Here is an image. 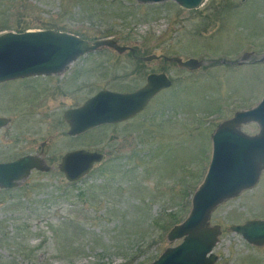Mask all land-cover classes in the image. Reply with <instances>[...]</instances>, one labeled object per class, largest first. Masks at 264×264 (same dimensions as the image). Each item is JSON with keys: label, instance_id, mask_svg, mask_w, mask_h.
I'll list each match as a JSON object with an SVG mask.
<instances>
[{"label": "rangeland", "instance_id": "rangeland-1", "mask_svg": "<svg viewBox=\"0 0 264 264\" xmlns=\"http://www.w3.org/2000/svg\"><path fill=\"white\" fill-rule=\"evenodd\" d=\"M41 30L112 39L129 50L100 48L62 73L0 84V117L9 120L0 129V162L39 156L46 143L41 157L51 167L0 190V264H151L182 242L168 233L192 209L212 159L211 136L264 98V0H204L196 10L175 1L0 0V36ZM150 56L163 58L143 60ZM175 57L202 66L189 71L166 60ZM160 73L172 86L135 118L68 134L69 109L102 90H139ZM241 130L254 136L259 126ZM74 150L104 160L69 183L59 164ZM259 219L264 171L211 214L210 226L221 230L216 264H264V246L231 230Z\"/></svg>", "mask_w": 264, "mask_h": 264}, {"label": "water", "instance_id": "water-1", "mask_svg": "<svg viewBox=\"0 0 264 264\" xmlns=\"http://www.w3.org/2000/svg\"><path fill=\"white\" fill-rule=\"evenodd\" d=\"M137 1L143 4L175 1L185 10H196L204 3V0ZM104 47L113 48L119 53L129 50L118 46L112 39L91 43L53 30L5 33L0 36V84L26 77L62 73L80 56ZM159 58L163 56L144 57L143 60L150 62ZM166 60L189 71L202 66L197 59L182 61L175 57ZM171 86V79L161 73L149 75L146 84L133 93L100 91L83 106L65 113V120L70 127L68 134L75 137L102 125L129 120L145 110L157 94ZM248 123L259 126L258 134L250 136L241 130V126ZM8 124V119L0 117V129ZM211 138L212 159L203 183L192 197V209L188 217L168 233L169 241L182 242L166 249L151 264H216L218 256L213 250L221 230L210 226L211 214L223 202L253 188L264 171V98L255 108L236 112L232 119L217 128ZM45 144H42L41 156ZM41 156L27 155L12 162L0 163V190L19 187L33 170L49 172L51 167ZM103 160L104 155L101 153L74 150L62 157L59 171L68 182L75 183ZM231 230L252 246H264V220H250L243 225L232 226Z\"/></svg>", "mask_w": 264, "mask_h": 264}, {"label": "flooded vegetation", "instance_id": "flooded-vegetation-1", "mask_svg": "<svg viewBox=\"0 0 264 264\" xmlns=\"http://www.w3.org/2000/svg\"><path fill=\"white\" fill-rule=\"evenodd\" d=\"M131 52H132V54L134 55V50H131ZM42 78V77H44V78H46L47 76H36V77H30V78ZM29 78V77H28ZM148 78V77H147ZM25 79H27V78H25ZM20 80H23V79H19V80H17V81H20ZM16 81V80H15ZM135 91H137V90H134V91H131V92H135ZM118 92V91H117ZM131 92H121V93H131ZM140 114V113H139ZM139 114H137V115H139ZM136 115V116H137ZM135 116V117H136ZM134 117V118H135ZM133 119V118H132ZM131 119H129V120H126V121H124V122H120V123H115V124H109V125H104V126H115V125H120V124H123V123H126V122H128V121H130ZM102 127V126H101ZM41 151H42V149H41ZM39 156H41V152H40V154H39ZM96 166V165H95ZM95 168V167H94ZM87 177V176H86Z\"/></svg>", "mask_w": 264, "mask_h": 264}, {"label": "trees", "instance_id": "trees-1", "mask_svg": "<svg viewBox=\"0 0 264 264\" xmlns=\"http://www.w3.org/2000/svg\"><path fill=\"white\" fill-rule=\"evenodd\" d=\"M25 32V31H24Z\"/></svg>", "mask_w": 264, "mask_h": 264}]
</instances>
